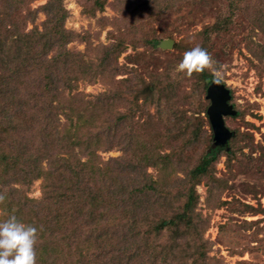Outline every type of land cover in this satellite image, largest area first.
<instances>
[{
  "label": "trees",
  "instance_id": "16d2710c",
  "mask_svg": "<svg viewBox=\"0 0 264 264\" xmlns=\"http://www.w3.org/2000/svg\"><path fill=\"white\" fill-rule=\"evenodd\" d=\"M33 1L0 0V220L14 214L37 227L36 264H223L208 254L206 228L197 230L193 186L218 152L228 149V141L213 147L211 133L212 144L190 170L184 189L170 190L163 176L173 164L139 140L135 120L155 103L159 85L143 80L138 88L129 78L115 79L124 44L135 43L127 32L137 33L138 16L163 17L184 0H125L117 11L130 27L120 23L109 33L111 43L94 48L84 35L65 28L63 0L32 9ZM231 1L237 11L241 0ZM106 4L80 3L91 16ZM38 12L45 17L41 27L27 28ZM227 25L214 29L227 31ZM77 38L86 44L83 52L67 47ZM141 41L155 48L161 40L145 35ZM199 74L207 88L213 77L206 70ZM96 79L106 82L105 90L77 91L82 81ZM228 103L237 112L231 99ZM113 148L127 157L104 160L97 153ZM150 166L158 169L156 178L146 172ZM37 179L41 196L30 198L26 192ZM175 204L178 211L167 216Z\"/></svg>",
  "mask_w": 264,
  "mask_h": 264
},
{
  "label": "rangeland",
  "instance_id": "374dc122",
  "mask_svg": "<svg viewBox=\"0 0 264 264\" xmlns=\"http://www.w3.org/2000/svg\"><path fill=\"white\" fill-rule=\"evenodd\" d=\"M46 1L35 0L29 6L34 9ZM81 2L63 0L68 14L64 26L88 38L92 48L98 43H111L109 33L115 34L114 29L120 23L130 27L128 18L117 11L125 0L121 3L107 0L104 10L94 12L93 16L84 13ZM181 2L184 3L173 6L163 17L148 19L140 14L136 34L134 30L131 33L128 28L125 30L128 39L134 37L135 46L124 44L115 79L129 78V83L134 86L137 83L138 88L143 80L158 83L155 103L147 104L135 117L141 131L139 140L147 143L154 153L169 156L167 162L173 165L162 175L166 178L165 186L173 188L172 191L178 187L182 190L190 170L212 144V129L206 113L209 100L204 78L196 72L190 76L177 72L176 65L183 53L196 44L211 54L215 64L213 69L205 70L211 76L214 70L221 72V81L230 89L231 103L237 112L224 116L232 131L228 149L219 151L208 173L194 181L197 230L206 228L203 238L208 242V254L220 258L223 264H261L264 262V0H241L237 11L231 0ZM133 6L129 7L131 12ZM136 13L137 9L131 16L134 18ZM44 19L43 13L38 12L27 28L33 25L40 28ZM224 21L228 24L227 31L214 29ZM145 35L158 40L171 39L172 47L151 48L141 41ZM67 47L83 52L86 44L77 38ZM105 83L101 79L82 81L77 91L95 95L105 90ZM97 153L104 160L127 157L119 148ZM157 170L155 166L146 168L153 178L157 177ZM40 182L37 179L29 186L28 197L41 196ZM181 199L180 205L184 202ZM177 208L175 204L167 209V216L177 212ZM121 211L117 216L123 214ZM187 239L185 243L189 242ZM194 240L201 241L198 237Z\"/></svg>",
  "mask_w": 264,
  "mask_h": 264
},
{
  "label": "clouds",
  "instance_id": "9594fccd",
  "mask_svg": "<svg viewBox=\"0 0 264 264\" xmlns=\"http://www.w3.org/2000/svg\"><path fill=\"white\" fill-rule=\"evenodd\" d=\"M215 61L199 44L186 50L176 65V71L190 76L205 69H213ZM212 82L219 83L221 72H212ZM4 199L0 195V201ZM38 229L19 220L14 214L0 220V264H36L35 243Z\"/></svg>",
  "mask_w": 264,
  "mask_h": 264
},
{
  "label": "water",
  "instance_id": "95a60500",
  "mask_svg": "<svg viewBox=\"0 0 264 264\" xmlns=\"http://www.w3.org/2000/svg\"><path fill=\"white\" fill-rule=\"evenodd\" d=\"M171 39H164L158 43L162 49L172 47ZM206 99L209 100V106L206 113L213 133V147L226 145L232 136L224 123V116H232L236 114L233 106L229 104L231 99L230 90L221 82L213 83L212 81L206 88Z\"/></svg>",
  "mask_w": 264,
  "mask_h": 264
}]
</instances>
